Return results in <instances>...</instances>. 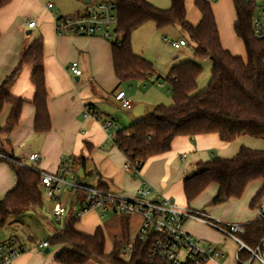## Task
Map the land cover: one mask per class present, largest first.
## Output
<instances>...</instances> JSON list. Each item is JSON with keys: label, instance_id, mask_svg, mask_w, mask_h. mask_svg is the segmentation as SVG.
Segmentation results:
<instances>
[{"label": "crops", "instance_id": "obj_1", "mask_svg": "<svg viewBox=\"0 0 264 264\" xmlns=\"http://www.w3.org/2000/svg\"><path fill=\"white\" fill-rule=\"evenodd\" d=\"M84 1L51 0L45 4V0H13L0 9V85L18 67L22 52L36 39L41 38L51 119L50 132L47 134L35 132L36 110L32 104L35 88L31 83L33 67L21 66L10 84L9 93L21 98L25 103L19 124L7 136V151L11 152L22 165L35 167L42 174H56L61 167L62 158L67 157L70 159L73 172L67 176V180L79 175L80 178H77L80 183L89 186L100 184L109 192L126 199L135 198L137 191L146 183L154 192L171 199L178 207L199 212L205 218L222 225H247L259 219L258 213L264 204V197L255 207L251 206V202L264 186L262 179L250 182L241 198L230 199L217 206L210 205L219 190L217 184H210L189 205L184 194V179L195 172L196 165L200 162H209L215 157L232 159L242 148L264 151V140L244 136L233 142L224 143L217 134L193 138L177 137L172 142L169 152L150 159L136 175L127 167L126 156L108 139L101 121L84 118L86 107L92 108L100 114L101 120L111 115L125 128L139 120L133 114L136 106H144V117H147L148 113L151 114L154 109V106H151L148 110L146 93L138 96L139 102L136 104L134 97L137 95L123 89L124 84L116 78L111 39L56 32V13L61 17L82 14L88 5ZM97 1L102 0L94 2ZM146 1L160 9L167 10L171 7L170 0ZM207 1L211 2L223 48L234 56L245 58L244 44L235 32L237 15L233 0ZM260 1L257 0V3ZM48 3L53 4V9H47ZM90 3L93 1L90 0ZM186 12L188 21L193 26H198L202 15L195 6V0H186ZM31 21L35 22L34 28L28 27ZM172 34H175L174 37L179 36L174 38V42H178L177 39L186 41L178 28L168 26L159 29L153 22H148L133 32V51L153 65L163 60L169 72L178 64L194 61L195 47L192 48L186 41V45L175 48L176 53L173 56L171 54L169 62H165L166 50L161 40L164 37L163 41L169 42L167 37L173 36ZM73 62L78 63L82 72L80 77L70 73L69 68ZM158 77L161 80L162 76ZM154 87L160 95L164 94L167 97L163 92L164 85ZM144 88L146 91L148 87ZM121 91H124L131 100L133 104L131 110L124 109L121 103L116 101L115 96ZM146 92L149 94L150 91ZM10 110L8 104L3 107L0 114L1 127L5 126ZM33 154L40 156L36 163L30 160ZM16 185L14 171L6 161L0 159V200L12 192ZM41 189L42 206L32 207L20 215L11 216L0 229V243L14 239L27 249L12 264H61L56 261V256L67 249V246H56L41 250L38 244L48 241L74 217L79 207L76 203V193L71 190H61L58 193L59 202L66 207V213L57 219L53 215L56 202L47 197L43 187ZM110 214L113 213L103 216L96 210H90L78 219L75 229L82 234L93 235L101 227L106 237L103 220ZM141 222L139 216L130 218V226L133 225L136 229V235ZM184 229L203 246H212L224 251L225 256L220 259L219 264H238L240 245L235 240L226 237L203 220L189 219L185 222ZM119 236L115 237L110 248L105 250L107 254L111 252L113 243ZM257 263L261 264L259 261ZM87 264L109 263L96 259L90 260Z\"/></svg>", "mask_w": 264, "mask_h": 264}, {"label": "trees", "instance_id": "obj_2", "mask_svg": "<svg viewBox=\"0 0 264 264\" xmlns=\"http://www.w3.org/2000/svg\"><path fill=\"white\" fill-rule=\"evenodd\" d=\"M12 1L0 0V9ZM104 1L115 4L117 31L114 35L117 39L112 43V60L115 76L122 84L146 82L156 74L154 65L136 55L132 47L133 32L144 24L153 22L159 29L178 24L195 45V60L174 66L166 78L172 104L155 106L150 115L116 133L112 143L126 156L134 174L138 175L150 159L169 152L177 137L217 134L224 143L244 136L264 140V38L257 39L253 30L257 0H233L237 15L235 32L244 44L245 58L234 56L223 48L212 5L207 0H195L202 15L198 26L187 19L186 0H170L171 7L167 10L146 0ZM206 59L213 64L211 80L206 89L199 91L197 81L203 71L199 62ZM43 62V40L40 38L22 52L18 67L0 85V114L6 104L11 107L5 126H0V159L10 165L17 178L16 188L0 200V229L11 216L43 203L42 173L35 167L22 165L6 149L7 136L19 124L25 103L9 93L10 84L23 65L33 67L35 132L47 134L51 131ZM257 179L264 181V151L242 148L232 159L215 157L209 162L198 163L195 172L184 179V194L190 205L210 184H217L219 190L210 203L217 206L241 198L248 184ZM83 196L81 192L76 193L78 209L84 205ZM263 197L264 186L251 206L255 207ZM119 216L121 234L108 254L103 229L99 227L93 235L82 234L75 229L78 222L75 217L47 241L48 247L67 246L56 256L61 264H87L96 259L109 264H163L157 258H150L153 243L150 238L145 241L131 238V215ZM237 237L250 249L259 248L261 252L264 219L245 225L244 232ZM126 248L131 252L129 261L122 259ZM250 257L251 253L245 249L238 254L241 261Z\"/></svg>", "mask_w": 264, "mask_h": 264}, {"label": "built area", "instance_id": "obj_3", "mask_svg": "<svg viewBox=\"0 0 264 264\" xmlns=\"http://www.w3.org/2000/svg\"><path fill=\"white\" fill-rule=\"evenodd\" d=\"M47 9H53V4L48 3ZM116 25L115 4L104 0L88 4L87 10L82 14L61 17L56 13L55 17V29L58 34L101 36L106 40H110L115 34ZM28 27L34 28L35 22H29ZM253 30L257 39L264 38V0H261L256 6L253 16ZM185 45L186 41L184 40L172 42L174 48ZM69 70L75 77H80L82 74L77 62H73ZM115 99L121 103L124 109L131 110L133 108L131 100L127 98L124 91L118 92ZM84 118L100 120L108 139L112 142L116 139V133L124 128L111 115L101 120L100 114L92 108L86 107ZM39 159L38 154L30 156L33 163L38 162ZM127 167L130 168L129 163H127ZM72 174L70 159L67 157L62 158L61 167L56 174H42V187L46 191L47 197L56 202L53 215L57 219L66 213V207L59 202L58 193L61 190L81 192L84 194V205L75 211V219H79L90 210H96L103 216L109 213L139 216L142 222L136 238L139 241L150 238L153 241L150 258H157L163 264H206L209 262L219 264L220 259L225 256L224 251L212 246H203L198 239L185 231L184 224L189 219L205 221L226 237L235 240L240 245V251L242 249L248 250L251 253L250 259L241 261L238 258V264H252L255 260L264 264L259 248L252 250L237 237L238 234L244 232L245 225H222L205 218L199 212L182 209L171 199L154 192L146 183L137 191L135 198L126 199L100 188L99 184L84 185L79 182L76 176H73L71 180H67V176ZM258 217L264 219V204L260 208ZM47 247V241L38 244V248L41 250ZM127 250H130V248H126L124 251ZM25 251H27L26 247L14 239L0 243V264H12Z\"/></svg>", "mask_w": 264, "mask_h": 264}, {"label": "rangeland", "instance_id": "obj_4", "mask_svg": "<svg viewBox=\"0 0 264 264\" xmlns=\"http://www.w3.org/2000/svg\"><path fill=\"white\" fill-rule=\"evenodd\" d=\"M51 1V0H45V4L46 2ZM93 2L95 0H92ZM173 27H176L179 29L182 37L188 42V44L193 48L195 47L194 43L192 41H190L188 35L182 30V28L177 24L174 25ZM173 36L167 37L169 42H164L163 39L164 37H162V44L165 46V57L164 60L165 62H169V58L172 54V56L176 53L177 50H175V48L172 46V42L175 41L174 38H178V37H174L175 34H172ZM117 39L116 35L112 36V39L110 40V43H114ZM179 41V39H177ZM188 49V48H187ZM171 56V57H172ZM201 66L203 68L202 74L200 75V77L198 78L197 81V86H198V90H204L208 87L210 80H211V71L213 68V64L211 62L210 59H208L205 62H201ZM154 68H155V76H153L151 79H149L146 82H133V83H125L123 85V89H125L127 92H132L133 95H137V97H134V102L136 104H138L139 99L138 96H140L142 93H146V100L148 101V105H149V109L151 108V106H156L158 104H166V105H171L172 104V96H171V92L169 91L170 86L168 84V82L166 81V78L168 76V72L169 70H167V65H165V63L162 62L158 63V64H154ZM167 68V69H166ZM163 70H167L166 72H164ZM162 72H164L162 74ZM162 76L161 80H157L158 76ZM157 81H160L159 83ZM152 83L154 85H157V87L159 88V86L164 85L165 88L163 90V92L165 93L166 96L160 95L158 93V90H156L157 88L154 87V85H152ZM145 86H147L148 88L146 89V91H150L149 94L148 92L144 91L145 90ZM141 98V97H140ZM166 101V102H165ZM126 114V113H125ZM150 113H148L149 115ZM84 180L86 179L83 176ZM87 181V180H85ZM103 226L106 230V237H107V243H106V249L108 250L112 244V241L115 237L120 235V217L117 215H113L110 214L109 216H107V218H105L103 220ZM130 234H131V238H134V235H136V229H134L133 225L130 226ZM130 256H131V252L130 250H127L126 252L124 251L123 255H122V259L125 261H129L130 260ZM261 257L264 260V239H263V246H262V253H261ZM258 261V260H257ZM257 261H255L254 264H258ZM261 263V261H259Z\"/></svg>", "mask_w": 264, "mask_h": 264}, {"label": "water", "instance_id": "obj_5", "mask_svg": "<svg viewBox=\"0 0 264 264\" xmlns=\"http://www.w3.org/2000/svg\"><path fill=\"white\" fill-rule=\"evenodd\" d=\"M85 4H90V0H85ZM116 29H114V33H116ZM133 114L138 117L139 119L144 117V106L143 105H138L134 108ZM47 253L49 252L48 250L46 251Z\"/></svg>", "mask_w": 264, "mask_h": 264}]
</instances>
